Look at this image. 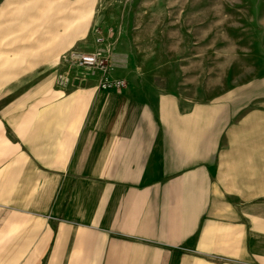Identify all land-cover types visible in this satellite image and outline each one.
Wrapping results in <instances>:
<instances>
[{
	"label": "crops",
	"instance_id": "1",
	"mask_svg": "<svg viewBox=\"0 0 264 264\" xmlns=\"http://www.w3.org/2000/svg\"><path fill=\"white\" fill-rule=\"evenodd\" d=\"M97 2L0 0V58L24 51L39 67L95 49ZM99 84L44 83L4 114L0 175L16 187L0 196V264H264V210L214 195L225 109Z\"/></svg>",
	"mask_w": 264,
	"mask_h": 264
},
{
	"label": "rangeland",
	"instance_id": "2",
	"mask_svg": "<svg viewBox=\"0 0 264 264\" xmlns=\"http://www.w3.org/2000/svg\"><path fill=\"white\" fill-rule=\"evenodd\" d=\"M97 3L100 19L105 17L106 25L91 27L95 49H71L59 58L43 60L39 67L42 60L20 57L24 51L13 52L11 58L10 52H3V139H10L4 114L31 89L44 83L65 90L82 83H101V69L83 68L69 60L71 52L101 51L114 63L110 77L125 80L127 88L132 83L146 84L155 93L177 95L194 108L223 107L228 120L212 167L217 189L214 195L233 209L244 211L252 205L258 211L264 210V0ZM27 70L32 72L24 73ZM10 71L13 73H5ZM116 72H123V77H115ZM7 156L0 144V161ZM5 172L0 175L2 198H8L16 187L10 184L15 175Z\"/></svg>",
	"mask_w": 264,
	"mask_h": 264
},
{
	"label": "built area",
	"instance_id": "3",
	"mask_svg": "<svg viewBox=\"0 0 264 264\" xmlns=\"http://www.w3.org/2000/svg\"><path fill=\"white\" fill-rule=\"evenodd\" d=\"M98 41L102 42L103 40L99 38ZM69 60H72L83 68L101 69L104 73L100 83L101 90L123 92L127 89V82L125 80L110 77L109 74L113 69L114 63L110 62L103 52H71Z\"/></svg>",
	"mask_w": 264,
	"mask_h": 264
}]
</instances>
